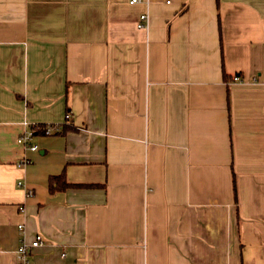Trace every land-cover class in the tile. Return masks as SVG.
Instances as JSON below:
<instances>
[{"label": "crops", "instance_id": "0c3cea01", "mask_svg": "<svg viewBox=\"0 0 264 264\" xmlns=\"http://www.w3.org/2000/svg\"><path fill=\"white\" fill-rule=\"evenodd\" d=\"M37 235L31 264H264V0H0V264Z\"/></svg>", "mask_w": 264, "mask_h": 264}, {"label": "built area", "instance_id": "2783aa9c", "mask_svg": "<svg viewBox=\"0 0 264 264\" xmlns=\"http://www.w3.org/2000/svg\"><path fill=\"white\" fill-rule=\"evenodd\" d=\"M146 2L148 3L149 0H129V3L131 5L138 4ZM150 24V17L149 15L143 14L140 17V20L137 24V28L140 30H148ZM235 82H241L240 77H235L233 79ZM71 121V115L67 114L66 115V123H69ZM27 126V125H26ZM63 127L60 125L57 126H35V127H28V131L23 133L17 140V144L27 150L37 152L38 147L33 144V140L36 137V135L40 134L46 137L53 136L57 133H60L62 131ZM28 161H21L18 164V167H23L27 165ZM19 188L26 189V186L24 185L23 182L18 183ZM31 195V192L28 190V196ZM21 211L23 210V207H20ZM18 230L21 234H24L25 232V227L24 225H19ZM44 245V239L41 235H37L33 241L30 243H27L26 240L21 241L19 248L17 249L16 252V259H17V264H31V255L32 251L34 249L40 248Z\"/></svg>", "mask_w": 264, "mask_h": 264}, {"label": "trees", "instance_id": "16d2710c", "mask_svg": "<svg viewBox=\"0 0 264 264\" xmlns=\"http://www.w3.org/2000/svg\"><path fill=\"white\" fill-rule=\"evenodd\" d=\"M63 129H65V127ZM49 182H50V191L52 193L56 192V191H63V190H66V189L72 188V187H81V186H72V185L68 184L63 175L59 176V177H52V178H50ZM235 185H236V180L234 177V189H235V193H236V186Z\"/></svg>", "mask_w": 264, "mask_h": 264}]
</instances>
